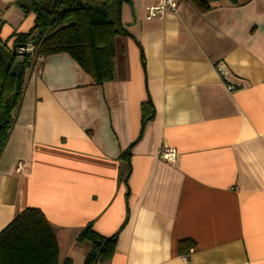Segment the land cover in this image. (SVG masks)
<instances>
[{
    "label": "crops",
    "instance_id": "crops-1",
    "mask_svg": "<svg viewBox=\"0 0 264 264\" xmlns=\"http://www.w3.org/2000/svg\"><path fill=\"white\" fill-rule=\"evenodd\" d=\"M17 1L0 0V54L16 64L15 40L34 25ZM156 3L114 5L127 34L115 40L112 81L94 85L66 54L26 71L0 155V231L35 208L60 262L82 264L77 237L91 224L118 233L98 264H264V0L206 12L183 1L147 20ZM167 147L174 163L157 156Z\"/></svg>",
    "mask_w": 264,
    "mask_h": 264
},
{
    "label": "trees",
    "instance_id": "trees-1",
    "mask_svg": "<svg viewBox=\"0 0 264 264\" xmlns=\"http://www.w3.org/2000/svg\"><path fill=\"white\" fill-rule=\"evenodd\" d=\"M120 1H17L24 14H33L34 25L29 34L18 36L14 47L30 40L37 54L43 58L56 54L68 55L91 78L94 85L112 81L115 40L118 36L127 34L119 22L118 12L114 19L109 13L110 8ZM216 1L218 0H194V3L201 12H206ZM136 44L140 49V45ZM14 56L17 55L13 54ZM144 64L141 53L143 69ZM16 65L21 66L18 84L13 70ZM27 70L25 57L17 64L13 58L7 63L0 54V155L22 98ZM153 113L150 100L143 103L140 107L141 122L152 120ZM121 159L126 160L125 155ZM117 237L118 233L112 237L100 236L94 232L91 224H87L77 237V242L84 241L91 245L83 264H98L110 260ZM190 245L193 246L192 243ZM0 264H72V261H59L57 237L43 213L35 208H24L0 231Z\"/></svg>",
    "mask_w": 264,
    "mask_h": 264
},
{
    "label": "built area",
    "instance_id": "built-area-1",
    "mask_svg": "<svg viewBox=\"0 0 264 264\" xmlns=\"http://www.w3.org/2000/svg\"><path fill=\"white\" fill-rule=\"evenodd\" d=\"M190 1V0H157V3L146 10V19H161L163 18L165 12H176L177 5L179 2ZM13 53L20 58H26L28 64V71L33 73L38 70L41 64L44 62V58L37 54L36 48L33 46L32 42L29 40L23 45L14 47ZM216 72L220 78L226 83V89L228 91H233L235 86L228 83V72L224 65H216ZM159 159L167 163H174L176 161V152L172 148H164L160 150L157 154ZM22 168V164L18 163L16 171L19 172Z\"/></svg>",
    "mask_w": 264,
    "mask_h": 264
},
{
    "label": "rangeland",
    "instance_id": "rangeland-1",
    "mask_svg": "<svg viewBox=\"0 0 264 264\" xmlns=\"http://www.w3.org/2000/svg\"><path fill=\"white\" fill-rule=\"evenodd\" d=\"M113 10H114V5L112 6V8H110V11H109V13H110V17L112 18V19H114L115 18V15H116V13L114 14V12H113ZM116 48V47H115ZM17 60L19 61L20 59L19 58H17ZM78 243H83V244H85L86 245V248H87V251H86V255H87V253L90 251V249H91V245L88 243V242H78ZM85 255V256H86ZM82 256H84V253H82ZM84 256V257H85ZM83 262H84V258H83ZM83 262H82V264H83Z\"/></svg>",
    "mask_w": 264,
    "mask_h": 264
},
{
    "label": "water",
    "instance_id": "water-1",
    "mask_svg": "<svg viewBox=\"0 0 264 264\" xmlns=\"http://www.w3.org/2000/svg\"><path fill=\"white\" fill-rule=\"evenodd\" d=\"M13 70L15 71V75H16V84H18V80H19V76H20V71H21V66L20 65H16L13 67Z\"/></svg>",
    "mask_w": 264,
    "mask_h": 264
}]
</instances>
